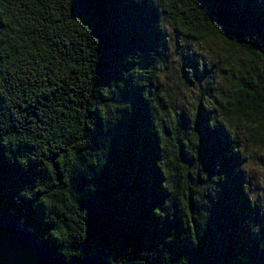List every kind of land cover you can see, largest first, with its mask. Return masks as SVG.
Returning a JSON list of instances; mask_svg holds the SVG:
<instances>
[{
  "label": "trees",
  "instance_id": "trees-1",
  "mask_svg": "<svg viewBox=\"0 0 264 264\" xmlns=\"http://www.w3.org/2000/svg\"><path fill=\"white\" fill-rule=\"evenodd\" d=\"M167 29L217 45L229 115L153 89ZM0 125V213L56 254L264 264V203L214 158L264 146V0H0Z\"/></svg>",
  "mask_w": 264,
  "mask_h": 264
},
{
  "label": "rangeland",
  "instance_id": "rangeland-1",
  "mask_svg": "<svg viewBox=\"0 0 264 264\" xmlns=\"http://www.w3.org/2000/svg\"><path fill=\"white\" fill-rule=\"evenodd\" d=\"M161 39L162 44L150 45L147 49V57L156 66H150L149 72L153 78L152 87L158 95L165 100L171 96L180 101L179 105L188 115L196 100L211 96L215 104L213 112L229 115L227 97L234 70L221 56L217 45L210 41H183L171 29H167ZM240 57L250 64L248 58ZM260 70L263 71L262 66L257 67V71ZM206 105L210 112L209 104ZM247 151V162L242 164L243 185L262 199L263 206L264 196L259 194L264 189V173L259 169L264 165L256 158L264 153V146L249 143Z\"/></svg>",
  "mask_w": 264,
  "mask_h": 264
},
{
  "label": "water",
  "instance_id": "water-1",
  "mask_svg": "<svg viewBox=\"0 0 264 264\" xmlns=\"http://www.w3.org/2000/svg\"><path fill=\"white\" fill-rule=\"evenodd\" d=\"M105 257L96 249L67 259L40 242L30 226L0 213V264H106Z\"/></svg>",
  "mask_w": 264,
  "mask_h": 264
},
{
  "label": "snow or ice",
  "instance_id": "snow-or-ice-1",
  "mask_svg": "<svg viewBox=\"0 0 264 264\" xmlns=\"http://www.w3.org/2000/svg\"><path fill=\"white\" fill-rule=\"evenodd\" d=\"M193 7H195V5H193ZM2 127L3 126L0 125V128H2ZM0 139H2V136H0ZM229 155H225L222 151H218L217 153L214 154V158L217 159V162L221 163L223 165V167L226 168V169H231L232 167H234L235 164L246 163L247 162V161H243V162L242 161H233L232 159H229ZM256 160H258V162L260 164L264 165V153H261V155L259 157H257ZM259 170H260L261 173H264V167H261ZM17 193H20V188L17 189ZM259 195L264 196V189H261V192H260ZM253 231H255V229H253ZM159 245L165 251H168L165 248V245H167V242L164 240V238H163V242L159 243ZM180 258L178 260L174 261V264H181V259ZM105 259H106V264H108L109 258L105 257ZM112 259L114 260L115 257H112Z\"/></svg>",
  "mask_w": 264,
  "mask_h": 264
}]
</instances>
